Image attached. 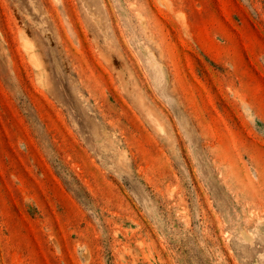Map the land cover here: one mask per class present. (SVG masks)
<instances>
[{
    "label": "rangeland",
    "instance_id": "obj_1",
    "mask_svg": "<svg viewBox=\"0 0 264 264\" xmlns=\"http://www.w3.org/2000/svg\"><path fill=\"white\" fill-rule=\"evenodd\" d=\"M0 264H264V0H0Z\"/></svg>",
    "mask_w": 264,
    "mask_h": 264
}]
</instances>
